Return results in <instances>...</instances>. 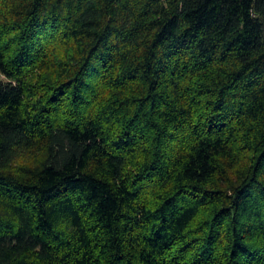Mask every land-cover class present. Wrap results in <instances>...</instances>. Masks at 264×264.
Segmentation results:
<instances>
[{"label": "trees", "instance_id": "obj_1", "mask_svg": "<svg viewBox=\"0 0 264 264\" xmlns=\"http://www.w3.org/2000/svg\"><path fill=\"white\" fill-rule=\"evenodd\" d=\"M0 264H264V0H0Z\"/></svg>", "mask_w": 264, "mask_h": 264}]
</instances>
